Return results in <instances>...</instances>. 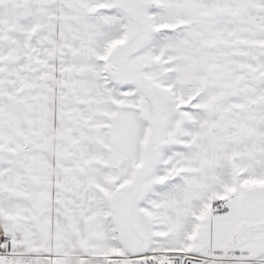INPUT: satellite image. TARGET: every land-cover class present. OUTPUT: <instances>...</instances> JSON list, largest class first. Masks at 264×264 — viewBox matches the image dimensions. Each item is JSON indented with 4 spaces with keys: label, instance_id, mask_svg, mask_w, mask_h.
<instances>
[{
    "label": "snow or ice",
    "instance_id": "snow-or-ice-1",
    "mask_svg": "<svg viewBox=\"0 0 264 264\" xmlns=\"http://www.w3.org/2000/svg\"><path fill=\"white\" fill-rule=\"evenodd\" d=\"M0 264H264V0H0Z\"/></svg>",
    "mask_w": 264,
    "mask_h": 264
}]
</instances>
